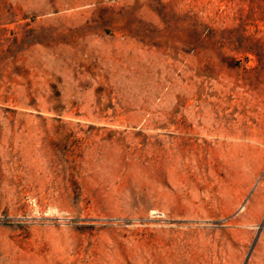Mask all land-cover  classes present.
Here are the masks:
<instances>
[{"label": "rangeland", "instance_id": "rangeland-1", "mask_svg": "<svg viewBox=\"0 0 264 264\" xmlns=\"http://www.w3.org/2000/svg\"><path fill=\"white\" fill-rule=\"evenodd\" d=\"M264 0H0V264H264Z\"/></svg>", "mask_w": 264, "mask_h": 264}, {"label": "crops", "instance_id": "crops-1", "mask_svg": "<svg viewBox=\"0 0 264 264\" xmlns=\"http://www.w3.org/2000/svg\"><path fill=\"white\" fill-rule=\"evenodd\" d=\"M255 243L258 247H264V228L263 226L260 227L257 237L255 239Z\"/></svg>", "mask_w": 264, "mask_h": 264}]
</instances>
